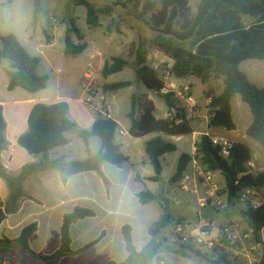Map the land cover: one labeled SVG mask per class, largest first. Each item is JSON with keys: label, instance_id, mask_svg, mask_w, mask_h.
I'll use <instances>...</instances> for the list:
<instances>
[{"label": "trees", "instance_id": "obj_1", "mask_svg": "<svg viewBox=\"0 0 264 264\" xmlns=\"http://www.w3.org/2000/svg\"><path fill=\"white\" fill-rule=\"evenodd\" d=\"M144 0H119L111 6L99 9L95 2L90 0H75L77 6L87 9V23L90 27H101L99 14H111L117 6L126 7L125 2H135L140 6ZM120 2V3H119ZM191 0H145L144 14L151 13L148 23L153 31L160 32L167 39H163L159 48L173 60L172 75L177 79L187 80L196 77L203 84H210L213 71L218 64L229 66L224 79V87L220 93L211 89L206 96L211 99L210 111L212 114L209 126L215 129H225L233 132L237 124L233 117L232 102L235 96L240 95L243 103L247 104L253 116V121L246 131V135L258 144L264 153V87H258L251 82L248 75L240 69L241 63L249 60L264 61V0H200L198 11L192 13ZM160 6L157 9V6ZM250 17L254 23L247 26L244 18ZM85 40V35L77 27L76 21L71 20V27L65 38V54L78 56L87 49L86 43H76ZM190 42L188 49L176 42ZM0 67L5 62L9 66L5 72L9 78L8 90L13 92L23 89L35 94L47 88L50 77L38 73L40 59L32 56L22 46L14 34H0ZM137 77L147 92L132 96L131 111L128 117L131 121L129 130L133 138H143L151 134H166L169 136H184L194 134L193 122L188 119L184 108L178 107V101L173 94H163L164 88L159 74L148 65V56L144 50L137 54ZM129 62L122 57H114L106 61L102 76L108 77L123 72ZM219 66V65H218ZM132 86L131 81L106 83L103 86L105 93H117ZM148 93L163 96L168 106L166 118L156 117V105ZM70 105L65 101L37 103L32 108L28 119V131L18 139V145L33 157H42L37 165H27L18 177L12 176L3 164V152L7 148V122L4 116V106L0 105V178L9 188L6 202H0V225L7 216L17 212L20 203L27 198L23 192V182L38 170L57 169L61 171L63 181L67 178L89 171H94L107 181L102 172V165L109 163L117 167L129 164V158L123 154L115 143V134L118 123L109 117L97 114L91 130L81 134L89 152V140L100 138L101 150L94 156L90 155L82 161L65 163L64 158L52 159L51 152L69 144L66 134L72 131L75 124L69 119ZM197 158L209 172H219L225 178L228 202L238 201L240 195L247 189L264 190V173L251 172L248 163L253 158V149L247 143L236 142L228 159L221 155L219 147L213 145L209 136L202 135L196 142ZM146 154L154 167L155 176L150 178L159 182L163 173L161 158L177 151V146L156 137L146 144ZM193 160L192 155L183 154L179 159L177 172L172 178L173 183L182 184L185 173ZM142 204H149L157 197L150 191L138 194ZM239 202V201H238ZM95 211L77 207L70 215L65 216L62 226V241L60 249L50 259H60L79 254L85 249H72L71 226L78 220L95 216ZM242 218L246 223V230L253 231L254 241L261 246L260 263L264 264V204L259 208H248L242 211ZM173 223L170 213L164 215L150 228V240L138 250L133 242L132 228L125 226L123 235L128 252L127 258L117 263L110 261L106 264H152L155 259H162L164 247L163 234ZM36 224L25 227L21 235L15 240L22 248H29V241L35 231ZM9 239L0 240V243H12ZM178 253L188 258L191 253L203 256L190 247L181 246ZM208 257L207 255H205ZM210 264H221L222 260L208 259Z\"/></svg>", "mask_w": 264, "mask_h": 264}, {"label": "rangeland", "instance_id": "obj_2", "mask_svg": "<svg viewBox=\"0 0 264 264\" xmlns=\"http://www.w3.org/2000/svg\"><path fill=\"white\" fill-rule=\"evenodd\" d=\"M90 1L95 2L99 9H103L106 6L113 5L119 0ZM144 2L145 0L140 6H136L135 2H125V8L117 6L111 14L100 13L99 23L101 27L94 28L90 27L87 23V9L84 6H77L75 0H0V34L16 35L27 52L40 59L38 73L50 77L47 88L42 90L41 94H48L50 98L61 95L68 98H83L87 100L88 96H83L85 91L84 85L86 84L85 73L88 70L89 64L92 62L91 55L97 52L100 53L98 56V65L94 69L96 78L94 84L89 87V91L92 97L106 96L108 104L113 110L114 118L123 126H127L130 122L128 114L131 111L132 96L134 94L147 92L137 77L138 51L144 50L147 53L148 65L151 67L160 65L161 69H165L168 64L173 63V60L159 48V44L164 41L163 39L167 38L160 32L153 31L148 25L151 13L144 14ZM199 4L200 0H191L190 6L193 14L197 13ZM159 8L160 6L158 5L157 9ZM72 19L76 21L77 27L85 35V40L81 43L86 42L89 46L84 53L78 56H68L64 52L65 38L67 30L71 27ZM244 23L249 26L254 23V20L250 17H245ZM74 40L76 43H80L75 36ZM176 45L188 49L190 42H176ZM114 57H122L129 62V65L123 72L105 79L102 76V70H100V68L106 61H110ZM5 65L9 66L8 62H5ZM218 65L215 67L212 79L208 85L203 84L199 78L194 76L191 80L188 79V83L192 85L194 96L197 101L204 103L206 93L211 89L218 93L221 92L224 86V79L229 71V65ZM240 69L248 75L252 83L258 87H264V61H245L241 63ZM122 81H131L132 86L111 95L104 92V84ZM181 82L183 81H177L179 85ZM8 84L9 78L4 70L0 68V101L13 102L25 98L26 95L30 97L34 96L23 89L10 92L8 90ZM148 95L149 97L151 96V99L156 105V116L158 118H165L168 115V106L163 96H153L150 93H148ZM98 100H101V102L98 101L99 103L95 105L106 104V100H102L101 97H99ZM86 103L85 101V104ZM93 104V102L91 104L89 103L86 109L92 111L89 106ZM232 106L233 117L237 124V129L232 133L225 129L218 130L210 126L208 127L203 121L199 122L200 125L198 127L194 122L193 127L197 131L208 130L213 136L223 137L235 143L243 142L249 144L254 151L253 155L260 154L257 165L258 168H263V151L258 144L246 135V131L253 121L250 108L247 104L242 102L240 95L234 97ZM69 119L75 124L74 129L66 134L68 139L72 141L71 151H73L76 161L85 160L87 157L86 144L81 134L91 129L80 123V121H77V119L71 115ZM157 135V137H161L165 142L173 143L178 147L176 152L167 154L161 158L163 166L162 178L157 183L149 182L147 184L148 189L145 190H150L159 195V201L154 203V208L157 207L158 212L154 211V218H152V216H148V214L152 215V212L145 213L144 211H138L134 203L132 204L131 201L128 203L129 201L125 199L127 202L124 204L127 205L123 208L127 207L128 212L117 219L118 224L124 219V221L129 222L127 223L129 226L135 227L134 245L138 250H141L150 236L149 224H151L153 220V223L158 221L164 215L165 211H167L171 214L173 223L163 234L165 245L162 249V258H165L169 264H210L208 262V259L212 258L210 254L206 257L205 254H203V256H198L195 253H191L188 258H184L178 253L181 247L178 243L173 242V230L176 224L181 223L186 225L185 229L189 234H197L199 232L201 219L202 221H210V223L214 221V232L211 227L210 230L214 233V236H217L218 227L222 226L225 219H231V216H234L233 220L236 221L235 224L237 228L245 230L246 227L245 221L242 218V211L247 210L249 207L238 201L229 204L228 193L225 188V178L222 174L217 172V181L222 188L220 195L227 207L219 211L213 207H208L206 209L200 208L199 199L206 198V189L201 185H197L196 188L191 165L185 173L186 176L188 175L190 177L189 180H186L182 184L172 182V178L177 172L180 157L183 154L191 155L193 153V143L197 139L196 134L181 136L179 140L176 136H169L166 134ZM117 138L120 141L123 140L122 136L117 135ZM125 138L128 141L126 146H130L136 153L143 151V155L147 159L145 165H142L139 169L140 173L145 176H148V174H151V176L154 175V167L146 154H144V147H142L140 142L133 141L128 136ZM94 141H97L100 145L102 143L98 137H96ZM93 185L96 186V182H93ZM182 186H186L187 189H183ZM56 197L57 195L53 194L49 197V201L54 202L57 199ZM160 203L164 206L163 213L159 212ZM121 205L122 204H119V198L115 197L112 208L117 210ZM125 218H127V220ZM82 227L86 228L89 232L85 234L87 237L83 239L96 236V228L91 226V224H85ZM109 230L114 238L120 236L117 226ZM13 256L14 259H11ZM13 256H8L10 264H31L29 259L23 256V253L19 251L14 253ZM121 259L122 255L116 257V260ZM241 262L243 263L242 260ZM0 264H2L1 253Z\"/></svg>", "mask_w": 264, "mask_h": 264}, {"label": "crops", "instance_id": "obj_3", "mask_svg": "<svg viewBox=\"0 0 264 264\" xmlns=\"http://www.w3.org/2000/svg\"><path fill=\"white\" fill-rule=\"evenodd\" d=\"M86 44L88 49V43ZM99 55L100 53L98 52L91 55L92 62L89 64L90 68L88 67V70L85 73L86 84L84 85L85 91L83 96H88L87 100L89 98L93 100L94 104L89 106L92 111L86 109V106L88 107L89 102L83 98L74 99L61 95L50 98L48 94H41V91L35 94L31 93L34 96L30 97L29 95H26L25 98H21L13 102L0 101V105L4 106V116L7 122V148L2 155L3 164L12 176L18 177L22 173V170L25 166H38L43 160L41 156L33 157L29 155L18 145L19 137L28 131V119L35 104L65 101L70 105L69 116H73L75 119H77V121H80V123L91 129L96 120L97 114H101L94 109V105L101 102V100H98L99 97H101L102 100H106V105L110 111L109 118L114 119L119 125V128L115 134V143L120 147L121 152L129 158L130 162L129 164L121 167L104 163L102 165V172L107 181H105L100 176V174L94 171L72 175L67 178L66 182L63 181L61 171L57 169H41L31 172V174L23 182V192L27 198L21 201L19 210L7 216L6 220L0 225V240L9 239L10 241H13L10 244L0 243L2 264H10L8 256H13V254L17 253L18 251L23 253V256L27 257L31 264H106L110 261L121 263L128 256L126 242L123 235V228L128 225L127 223L129 222H126L123 219L118 224L117 220L128 212L127 207L123 208L125 205H127L124 203L127 201L130 203L131 201L132 204L134 203V206L138 209V211H144L145 213L152 212V215L148 214V216H152V218H154V211L158 212V208H154V203L159 201V195L148 190L157 197L156 200L149 204H142L138 198L139 193L146 192L145 190L148 189L147 184L149 182H153L150 180V178L154 177L155 174L152 176L151 174L145 176L140 173L139 169L142 167V165H145L147 159L143 155V151L136 153L135 150H133L130 146H126L128 141L125 138L128 136L133 141L140 142L145 150L146 144L152 139L156 138L158 135L151 134L143 138H133L129 133L131 121L129 124H127V126H123L114 118L113 110L108 104L106 96H91L89 87L94 84L96 78L94 69L98 65ZM103 66L100 68V70L103 69ZM7 67L8 66H6L4 63L0 68H2L5 72ZM188 79L191 80L192 77ZM188 79L184 81L188 83ZM17 90L13 92H16ZM111 94L115 93H109V95ZM85 101L87 102L86 104ZM197 102L203 113H206V111L210 109L209 105L211 103V99H209L207 96H205L204 103L199 101ZM201 121H203L205 125L209 127V123L207 121ZM199 122L196 123L197 127L200 125ZM205 133L210 134L208 130H195L194 134L197 136L195 142H197ZM117 135L122 136L123 140L120 141L117 138ZM176 137L178 140L181 138L178 136ZM95 138L96 137H93L89 140V152L86 148L87 157L85 159H87L90 155H96L101 150L102 143L101 145L98 144L97 141H94ZM68 140V145L60 147L51 152L50 157L52 159H59L63 157L65 163L76 161L73 151H71L72 141L70 139ZM144 154H146V151ZM191 155L193 156V153ZM187 176L185 175L184 182L186 181ZM93 182H96V186L93 185ZM182 188L187 189L186 186H182ZM0 190V202H6L10 191L2 178H0ZM53 194L57 195V199L54 202H51L49 201V197H51ZM115 197H118L119 204H122L117 210L112 208L115 202ZM159 206V212L163 213V204L160 203ZM77 207L92 209L96 214L95 216L81 219L73 223L71 226L72 249L74 251L82 250L95 243L94 246H91L89 249L76 255H70L60 259H50V257H52L61 247L62 226L65 216L73 213ZM233 217L234 216H231L232 219H234ZM125 219L127 220V218ZM153 221L151 224H149V231L152 225L156 222L155 221L153 223ZM31 224H36L37 230L29 241V248H22L16 244L15 240L21 235L23 229ZM85 224H91V226L96 228L95 237L83 239L84 237H87L85 234L89 233L86 228L82 227ZM211 224V229L213 228L212 231L214 232V221H211ZM116 226L118 227L120 236L114 238L109 229ZM131 228L134 242L135 227ZM220 228L221 226L218 227V233H216L217 236L220 233ZM262 237L264 241V231L262 232ZM149 240L150 236L146 241V244L149 242ZM256 252V255L258 258H260V246L256 248ZM118 255H122L121 260H116ZM11 259H14V256Z\"/></svg>", "mask_w": 264, "mask_h": 264}, {"label": "built area", "instance_id": "obj_4", "mask_svg": "<svg viewBox=\"0 0 264 264\" xmlns=\"http://www.w3.org/2000/svg\"><path fill=\"white\" fill-rule=\"evenodd\" d=\"M172 64H168L165 69H161L160 65H154L152 68L159 74L163 83V94L172 93L173 99L178 101V107L184 108L188 113V119L193 123L205 120L210 123L212 114L210 109L203 113L195 99L191 84L181 82L179 85L177 79L172 75ZM90 104L93 102L91 98L87 100ZM210 106V105H209ZM94 109L104 116L109 117V108L106 104L94 105ZM203 135L209 136L213 145L221 150L223 158L228 159L235 142L223 137L212 136L209 133ZM193 160L191 166L193 169V177L197 185L206 189V198L199 199V207L206 209L213 207L216 210H223L227 205L222 201L219 182L217 181L218 173L209 172L201 164L197 158L196 142L193 143ZM260 154H254L252 160L248 163L251 172L264 173L263 168H258L257 160ZM220 174V173H219ZM190 177L187 176L186 180ZM226 188V187H225ZM214 199V200H212ZM239 202L246 204L249 208H259L264 204V190L257 191L252 189L245 190L238 199ZM211 223L202 221L199 224V232L197 234H189L186 232V225L176 224L173 230V242L181 246L190 247L191 249L205 255H212V260H222L221 264H259L260 258L256 255V248L260 246L254 241L252 230H240L237 228L235 221L225 219L218 236H214L210 230ZM261 247V246H260ZM243 261V263L241 262ZM152 264H169L164 258L155 259Z\"/></svg>", "mask_w": 264, "mask_h": 264}, {"label": "water", "instance_id": "obj_5", "mask_svg": "<svg viewBox=\"0 0 264 264\" xmlns=\"http://www.w3.org/2000/svg\"><path fill=\"white\" fill-rule=\"evenodd\" d=\"M152 95L154 96L155 94L153 93Z\"/></svg>", "mask_w": 264, "mask_h": 264}]
</instances>
